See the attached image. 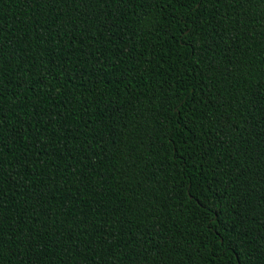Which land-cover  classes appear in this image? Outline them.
Masks as SVG:
<instances>
[{"label":"trees","instance_id":"16d2710c","mask_svg":"<svg viewBox=\"0 0 264 264\" xmlns=\"http://www.w3.org/2000/svg\"><path fill=\"white\" fill-rule=\"evenodd\" d=\"M0 264H264V0H0Z\"/></svg>","mask_w":264,"mask_h":264}]
</instances>
